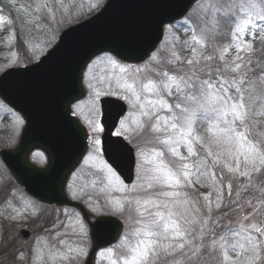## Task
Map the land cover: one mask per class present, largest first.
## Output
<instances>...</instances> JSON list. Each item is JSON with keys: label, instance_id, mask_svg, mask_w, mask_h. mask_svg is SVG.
Returning <instances> with one entry per match:
<instances>
[{"label": "snow or ice", "instance_id": "6c2138e0", "mask_svg": "<svg viewBox=\"0 0 264 264\" xmlns=\"http://www.w3.org/2000/svg\"><path fill=\"white\" fill-rule=\"evenodd\" d=\"M192 2L204 10L186 38L173 28L187 18L161 20L171 38L136 63L101 48L80 64L65 112L85 145L60 181L62 207L30 192L4 201L0 251L14 264H95L106 232L110 264H264V0ZM0 5V43L20 46L0 71L43 64L81 15L74 0ZM20 224L40 227L33 247L6 238Z\"/></svg>", "mask_w": 264, "mask_h": 264}, {"label": "water", "instance_id": "95a60500", "mask_svg": "<svg viewBox=\"0 0 264 264\" xmlns=\"http://www.w3.org/2000/svg\"><path fill=\"white\" fill-rule=\"evenodd\" d=\"M192 3L109 0L100 16L64 33L43 64L12 70L0 78L2 98L22 114L27 124L18 147L1 153L19 185L49 202L61 204L65 197L59 194L60 181L76 164L85 145L82 133L69 124L73 118L65 112V106L70 108L69 101L80 88L76 80L80 64L101 48H116L137 62L152 44L160 41L159 22L175 21ZM130 35L135 39L130 41ZM36 148L48 154L49 165L45 169L28 162V154ZM107 233L98 235L94 245L110 244L111 241H100Z\"/></svg>", "mask_w": 264, "mask_h": 264}, {"label": "rangeland", "instance_id": "374dc122", "mask_svg": "<svg viewBox=\"0 0 264 264\" xmlns=\"http://www.w3.org/2000/svg\"><path fill=\"white\" fill-rule=\"evenodd\" d=\"M104 1L105 0H74L75 8H78L81 11V15L76 22H79L82 19V17L86 15L92 13L94 14V12H96V10H98L103 5L102 3H104ZM20 2L26 3L27 0H20ZM97 2L99 3V6L96 9L89 11L91 4ZM203 10H204L203 4L200 3L196 8L192 10L191 14L189 15V18H187L189 24L186 26V28L183 29L173 28V31L179 34L181 38H186L184 36V32L187 30V27L191 28L197 24L199 17L203 14ZM5 11L6 12L8 11L7 8L5 9ZM69 25L71 24H65L61 26L60 31L57 33V36L65 27ZM7 34H8L7 30H5L4 32L0 33V37L6 36ZM188 35L190 36L191 32L188 31ZM168 36H169L168 38L169 40L171 37L169 34ZM211 41H212V37L209 36V43H211ZM19 47L20 46L18 44L15 45L14 47H6L2 43H0V67H3V65L8 63V60L5 59V57H8V59H10L11 52L13 50H19ZM21 60H23V56H21ZM21 65L24 64L19 63L11 67H17ZM6 69L7 68H5L3 71H0V74L3 73ZM0 105H2L1 102ZM10 112L11 111L7 109L5 106L3 108H0V149H6L12 147L16 143L20 135L21 128L23 126L19 123V121L21 120L20 117L15 114H11ZM201 191H204V189H201ZM12 193H15V195H12ZM21 193H23L21 190L13 186V183L10 179V175L0 160V215L8 216L12 214L11 208L5 205L4 201L6 199H10L13 203H16L17 197ZM22 230L28 231L30 233V237L27 239H23L20 236V232ZM40 233H41V229L36 225L28 226V225L20 224L17 225L16 227L5 229L6 238L9 241L14 240L15 248L21 250L26 249L28 247H33ZM12 252H13L12 248H5L4 250L0 251V264H14ZM45 255H47L46 252ZM98 264H110L109 258L107 256L105 257L99 256Z\"/></svg>", "mask_w": 264, "mask_h": 264}]
</instances>
